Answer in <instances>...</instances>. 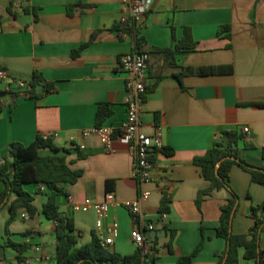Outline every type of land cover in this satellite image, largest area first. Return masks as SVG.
Segmentation results:
<instances>
[{
  "label": "crops",
  "instance_id": "1",
  "mask_svg": "<svg viewBox=\"0 0 264 264\" xmlns=\"http://www.w3.org/2000/svg\"><path fill=\"white\" fill-rule=\"evenodd\" d=\"M124 1L0 0V69L26 82L35 72L43 78L37 97L0 82V162L13 143L30 145L40 134L57 135L55 145L71 152L67 156L71 168L83 171L76 184H64L70 197L57 198L60 211L74 220L78 247L90 243L93 232L104 242L108 229L118 223V236L106 247L121 256L134 255L135 223L125 207L115 206L103 217L73 207L87 199L101 203L108 192H114L118 202H126L149 191L151 196L143 204L145 220L162 232L156 237L157 264H177L180 257L191 255L202 241V229L204 247L193 264H218L226 241L217 235V228L230 192L214 190L198 208V193L210 182L194 160L213 147L222 131L249 126L254 148L244 150L243 158L264 166V0H152L139 28L143 50L152 52L142 132L160 131L165 149L155 155L152 181L142 185L134 177L127 146L116 139L114 151L107 152L96 136L83 135L97 127L101 104L111 111L101 125L120 127L126 119V74L120 59L134 52V39L119 24ZM225 27L228 30L222 32ZM186 28L197 46L178 53L172 65L170 58L155 50L174 49ZM84 44L88 45L74 55ZM209 66L223 70L177 77L182 68ZM46 84L56 90L47 93ZM230 177L240 197L233 232L247 234L254 226L251 206L264 202V186L238 165L232 167ZM108 180H114L112 191L107 190ZM5 190L0 181V193ZM26 190L35 196L37 213L26 219L22 215L29 214L19 211L8 234L10 211L7 206L0 210V264H19L18 252L5 247L8 240L31 245L23 255L29 264H57L56 222L43 213L50 192L36 184L26 185ZM165 194L171 196V211L162 223L159 210ZM172 230L177 235L170 252ZM260 247L264 250V232ZM240 257V264H254L244 258V250Z\"/></svg>",
  "mask_w": 264,
  "mask_h": 264
},
{
  "label": "trees",
  "instance_id": "2",
  "mask_svg": "<svg viewBox=\"0 0 264 264\" xmlns=\"http://www.w3.org/2000/svg\"><path fill=\"white\" fill-rule=\"evenodd\" d=\"M226 30H228V27L223 28L222 32ZM121 31L132 35L134 52H145L143 50L144 38L140 36L137 26H132L129 29L123 28ZM87 45H82L79 50L74 52V55H78ZM196 46L197 42L193 38L191 29L186 28L184 37L176 44L174 49L166 48L155 51L163 54L166 59L170 58L171 64L176 65L175 57L178 53L190 52ZM148 53L152 54V52ZM222 70L221 66L182 68L177 77L181 79L185 75H209L220 73ZM42 83L43 78L35 72L33 80L28 82L27 94L31 97H37L39 95L37 86ZM45 90L50 93L54 92L56 88L54 85L46 84ZM110 114L109 106L101 104L97 114V126H100ZM252 148H254V145L240 128L224 130L213 147L204 156L196 157L194 160L195 165L201 169L202 176L210 182L207 189L198 193L196 199L198 208H201L204 198L212 191L227 189L230 192V197L221 206L220 225L217 228V235L226 241V249L219 256L218 264H240L242 250H244L246 260L254 261V264H264V250L260 247L261 234L264 232V202L257 206H251L254 226L249 233L235 234L233 232V221L239 207L240 197L231 186L230 172L232 167L234 165L242 167L250 172L253 182L264 186V166L253 164L243 158L244 150ZM44 150H50L52 153L43 155L42 151ZM59 152L64 154H58ZM70 153L69 149L57 147L53 138H45L41 134L30 145L11 144L4 160L0 162V181L6 184V190L0 193V210L7 206L10 211V217L7 221V233L10 234L9 227L16 219L19 211L25 210L30 217L37 213V208L34 205L35 196L26 190V185L36 184L40 187H46L50 192L48 200L43 206V213L48 219L56 222L57 264H155L159 254L158 238H146V244H149L151 248L149 253L145 254L144 248H138L132 256H121L110 251L95 232L92 234L90 243L80 247L77 246L74 220L60 211L57 202V198L60 196L70 197L64 184H76L83 175L82 170L71 168L67 160ZM83 157L84 155L80 153L79 158ZM223 158L226 159L217 168L218 162ZM106 186L108 191H112L114 180H108ZM13 196H15V199L12 200ZM170 203L171 196L165 194L159 210L161 215L170 213ZM160 221L162 222L161 218ZM163 229L167 232L166 227H163ZM140 231L147 237V230L144 227H141ZM176 235V230L170 231L168 242L170 252H173V241ZM202 237V241L195 251L191 255L180 257L177 264H193V259L204 247V229H202ZM5 247H11L17 251L18 261L20 262L24 259L23 255L31 248V245L8 240Z\"/></svg>",
  "mask_w": 264,
  "mask_h": 264
},
{
  "label": "built area",
  "instance_id": "3",
  "mask_svg": "<svg viewBox=\"0 0 264 264\" xmlns=\"http://www.w3.org/2000/svg\"><path fill=\"white\" fill-rule=\"evenodd\" d=\"M152 0H125L124 14L120 17L119 24L124 29H129L132 26L140 28L142 19L150 10ZM128 33V32H127ZM151 55L148 52H132L125 54L120 59V66L126 74V94L124 104L126 107V119L120 127L101 125L92 130H87L83 133L85 137L96 136L107 152L114 151L115 140L128 148V152L132 157L134 166V177L140 185L151 182L152 172L155 168V155L165 149V144L160 131L153 135H147L142 132V113L148 93L149 67L151 64ZM0 82H7L9 88L16 87L20 90H27L28 82L14 79L10 76L6 69H0ZM243 132L248 138L252 133L249 126L243 127ZM55 136L45 135V138ZM80 149L84 150L85 146ZM151 196L149 191H142L140 196L135 201L118 202L114 192L106 193L105 199L101 203L93 202L90 199L85 200L82 205L73 207L74 211L94 210L100 215L105 216L111 208L115 206L125 207L135 223L132 231V239L138 248H144L145 254L149 253L151 248L146 244V238L140 231L144 227L148 231L155 229L154 224L145 220L143 212V204L146 203ZM22 217L28 219L26 213ZM161 220L163 223L168 221V214H162ZM98 228L102 226V222L97 224ZM119 225L114 223L108 229L109 237L105 238L104 243L110 245L118 236ZM40 250V248H36ZM30 260L23 259L19 264H29ZM157 264V262L155 263Z\"/></svg>",
  "mask_w": 264,
  "mask_h": 264
},
{
  "label": "water",
  "instance_id": "4",
  "mask_svg": "<svg viewBox=\"0 0 264 264\" xmlns=\"http://www.w3.org/2000/svg\"><path fill=\"white\" fill-rule=\"evenodd\" d=\"M226 158H223L222 160H220L218 162L217 168H219V166L221 165L222 161L225 160ZM161 235H162V232H159V231H156V230H153V231L147 233V236L148 237H152V238H156L157 236H161Z\"/></svg>",
  "mask_w": 264,
  "mask_h": 264
}]
</instances>
